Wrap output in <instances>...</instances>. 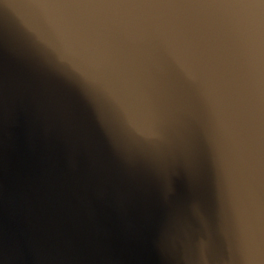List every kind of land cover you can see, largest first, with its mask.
<instances>
[{
    "label": "clouds",
    "instance_id": "1",
    "mask_svg": "<svg viewBox=\"0 0 264 264\" xmlns=\"http://www.w3.org/2000/svg\"><path fill=\"white\" fill-rule=\"evenodd\" d=\"M113 7L88 0H0L13 33L40 54L46 75L21 70L5 86L0 79V105L7 95L10 126L23 115L26 149L31 164L30 191L49 219L33 225L22 247L7 257L25 264H77L94 251L93 238L106 229L97 209L112 208L123 230L138 239L150 232V244L164 261L175 264H264V226L246 205H234L232 219L220 207L213 222L198 190L195 161H186L188 193H177L174 155L159 150L165 138L152 125L141 130L112 59V42L95 17ZM232 9H254L241 3ZM122 31L151 68L174 77L173 87L197 85L208 99V80L197 44L163 15L122 14ZM233 36L244 47L252 66H264V12L233 13ZM58 77L81 84L92 113L83 114L52 85ZM153 151H133L129 141ZM25 203L32 212L31 196ZM154 207L159 223L153 227Z\"/></svg>",
    "mask_w": 264,
    "mask_h": 264
},
{
    "label": "water",
    "instance_id": "2",
    "mask_svg": "<svg viewBox=\"0 0 264 264\" xmlns=\"http://www.w3.org/2000/svg\"><path fill=\"white\" fill-rule=\"evenodd\" d=\"M113 7L95 17L112 42V59L122 86V98L130 106L137 126L152 125L165 138L159 150L174 155L178 175L175 187L180 196L188 193L186 161H195L198 190L215 223L220 207L217 185L223 197L226 219L231 222L234 205H246L257 223L264 226V66L258 71L241 43L233 36L228 17L233 13L264 12L258 0H88ZM249 3L254 9H232ZM161 14L183 29L197 44L208 80V99L197 85L173 87L174 77H162L143 60L136 45L122 31V14ZM21 70L46 75L48 69L35 49L18 39L0 8V79L5 86ZM56 92L83 114L92 113L80 83L66 77L52 80ZM23 115L10 126L7 95L0 105V264L22 247L29 229L49 219L36 195L30 191L31 164L26 149ZM133 151L152 148L128 142ZM32 199V212L25 195ZM161 209L154 207L155 227ZM98 220L106 229L93 238V253L77 264H175L164 261L150 244V232L138 239L127 234L116 212L99 205ZM14 264H25L17 260Z\"/></svg>",
    "mask_w": 264,
    "mask_h": 264
},
{
    "label": "snow or ice",
    "instance_id": "3",
    "mask_svg": "<svg viewBox=\"0 0 264 264\" xmlns=\"http://www.w3.org/2000/svg\"><path fill=\"white\" fill-rule=\"evenodd\" d=\"M247 2H253V0H247ZM260 4H264V0H258Z\"/></svg>",
    "mask_w": 264,
    "mask_h": 264
}]
</instances>
